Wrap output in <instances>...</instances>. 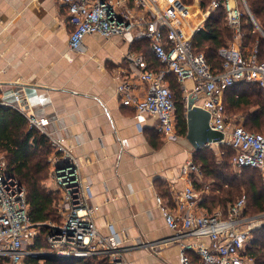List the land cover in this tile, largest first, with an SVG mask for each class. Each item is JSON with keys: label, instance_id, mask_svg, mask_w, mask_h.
<instances>
[{"label": "built area", "instance_id": "built-area-1", "mask_svg": "<svg viewBox=\"0 0 264 264\" xmlns=\"http://www.w3.org/2000/svg\"><path fill=\"white\" fill-rule=\"evenodd\" d=\"M59 1L69 12L71 50H79L85 37L94 33L105 39L121 36L130 42L148 40L149 53L157 66L148 61L143 51L128 54L134 76L143 85V96L133 93L131 79H124L118 86L122 103L136 108L139 124L146 115H155L164 138L176 140V101L168 78L173 75L182 84L193 79L196 85L185 98L186 107L190 95L202 93L204 100H196V104L210 112L211 127L223 132L218 144L233 149L232 164L257 168L264 178V129H247L236 115L225 110L223 102L226 88L239 81L258 82L264 92V59L259 56L257 44L250 48L244 45V11L239 0H211L207 11L199 7V12L185 0ZM243 2L255 20L246 0ZM220 6L233 36L218 50L221 67L213 68L206 55L196 48L194 37L204 27L210 10ZM184 90L187 91L185 85ZM15 108L27 116L30 126L46 134L53 146L49 155L50 178L52 191L58 195L54 201L58 218L32 221L27 190L0 154V264H40L52 256L130 264L121 237L115 232L106 236L96 225L98 206L92 202V188L83 178L81 161L62 138L51 135L47 118L29 116L24 107ZM183 170L188 174L194 172L198 178L203 176L192 160ZM209 187L205 182L203 189ZM199 197L200 191L188 179L176 199V209L165 204L161 196L156 198L166 224L175 231L163 241L180 244L181 264H256L248 247L253 231L264 225V213L248 214L245 195L231 201L225 212L195 213Z\"/></svg>", "mask_w": 264, "mask_h": 264}, {"label": "crops", "instance_id": "crops-1", "mask_svg": "<svg viewBox=\"0 0 264 264\" xmlns=\"http://www.w3.org/2000/svg\"><path fill=\"white\" fill-rule=\"evenodd\" d=\"M70 29L68 9L59 0H0L1 105L24 107L27 115L49 120L51 135L62 138L81 161L98 206L97 227L106 236L115 232L121 237L130 264H181L180 244L163 241L175 231L166 224L156 198L176 209V199L191 179L200 191L193 212L210 213L216 198L213 178L205 172L201 178L184 172L189 160L201 163L186 134L165 139L157 116L146 115L139 124L136 108L122 103L118 86L124 79H131L135 95L144 93L128 54L143 51L157 66L149 49L121 36L105 39L94 33L74 51ZM251 44L244 42L246 48ZM22 84L34 86L31 97L18 99L15 90ZM195 85L193 79L172 82L185 107ZM194 95L198 103L204 100L202 93ZM205 182L209 189H203Z\"/></svg>", "mask_w": 264, "mask_h": 264}, {"label": "trees", "instance_id": "trees-1", "mask_svg": "<svg viewBox=\"0 0 264 264\" xmlns=\"http://www.w3.org/2000/svg\"><path fill=\"white\" fill-rule=\"evenodd\" d=\"M209 3L210 0L207 8H209ZM248 3L255 14L264 12V0H248ZM222 18H224L225 23L222 22ZM250 19L244 13L242 19L244 42L246 45H250L251 43H255L256 37H259L260 42L257 43L259 56L261 59H264V37L258 34L256 26L253 25ZM259 23L264 29V21L262 23L259 21ZM231 32L232 29L226 21L225 10L223 6H220L219 8L210 10L204 27L196 33L194 37L195 46L206 55L213 68L221 67L222 60L218 50L231 39ZM137 45L141 49H144V47H147V50L149 49L147 39L138 41ZM173 79L177 80L173 75L168 78L170 86L174 82ZM172 90L176 101L177 130L178 133L186 134L187 118L185 102L181 94H176L175 90ZM223 102L225 110L228 113H233L229 107H235L240 111L245 109L243 112L246 113L242 118V123L247 129L256 132L264 129H260L262 120L264 119V92L258 82L247 80L236 82L224 91ZM250 107L256 108L250 110ZM239 115L241 117L243 113ZM205 149L204 147L197 149L199 151L197 156L201 160V163L195 162L203 173L213 175L212 188L213 192L217 193V199L213 198L212 203H215L216 200L218 202L235 201L237 198L233 200L231 196L235 188L238 190L239 185H235L234 183L245 179L244 175L248 173L250 175H248L250 178L248 183L253 193L252 205L256 213L264 211V181L260 185L256 178L257 171L263 177L261 170L252 167L240 168L241 173L225 170L224 168L228 169V166L232 165V157L234 155L233 149L225 144H221L222 156H220L224 158V161L217 162L218 160H215L218 168H214L213 159L210 158L209 160L208 157H205ZM53 150L49 137L39 129L30 126L25 114L15 107L0 104V154H2L8 164L10 171L25 186L30 206V216L32 221L36 223L58 218V213L54 206L57 193L47 190L43 184L44 179L48 177L50 165L48 157ZM245 170H248V172H243ZM250 212L251 210L247 206V213ZM248 250L255 256L256 264H264V225L253 231ZM33 261L37 262L36 259H33ZM45 262V264H109L106 259L54 256L47 258Z\"/></svg>", "mask_w": 264, "mask_h": 264}, {"label": "rangeland", "instance_id": "rangeland-1", "mask_svg": "<svg viewBox=\"0 0 264 264\" xmlns=\"http://www.w3.org/2000/svg\"><path fill=\"white\" fill-rule=\"evenodd\" d=\"M187 1V0H186ZM211 1V0H210ZM188 3H190L191 5H195V9H197V11L199 12V6L202 8V10L203 11H207V4H208V2H209V0H188L187 1ZM239 2H240V5H241V7H242V9H243V11H244V13H245V16L247 15L249 18H251L250 17V15H249V13H248V8H247V6L244 4V2H243V0H239ZM246 2H247V5H248V7H249V10L252 12V14H253V16H254V19L255 20H252V18L250 19L251 21H252V23H253V25L254 26H256V30L259 32L258 34H260L261 36H263L264 37V33H262V31H260V29L257 27V25H256V23H258V25H260V23H259V21L262 23L263 21H264V19H262V18H264V12L263 13H261V14H255L253 11H252V9H251V7L249 6V3H248V0H246ZM199 15H200V13H199ZM257 17H258V19H259V21H258V19H257ZM222 22H224L225 23V21H224V18H222ZM260 27H261V25H260ZM262 28V27H261ZM263 29V28H262ZM263 31H264V29H263ZM232 36H233V33L231 32V38H232ZM254 42H256V43H259L260 42V40H259V37H256V39L254 40ZM264 42V41H263ZM226 43H228V42H226ZM253 44V43H252ZM251 44V45H252ZM216 58V57H215ZM254 108H256V107H250V110L252 109H254ZM229 109L230 110H232L233 111V114L234 115H236L237 117H239L240 115L239 114H241V113H243V116H241L242 118L244 117V115H245V113L246 112H243L245 109H243V110H238V109H236L235 107H232V108H230L229 107ZM239 115V116H238ZM264 128V119L262 120V123H261V128L260 129H263ZM216 145H213V144H211V145H213V146H215L216 148H211L212 146H210V145H208L207 146V148L205 149V154H207V155H209L210 156V158L211 159H213L212 161H213V167L214 168H218V166H217V164L215 163V160H218L217 162H223L224 161V158H222V157H220V156H222V150H221V145H219V144H217V143H215ZM220 148V150L218 151V149ZM217 151H218V153H217ZM218 154V155H217ZM220 154V155H219ZM222 159V160H221ZM221 160V161H220ZM229 164H230V162H229ZM225 170H227V171H232V172H240L241 173V170H240V168H238V167H235L233 164L231 165H229L228 166V169L227 168H224ZM243 172H248V170H245V171H243ZM242 172V173H243ZM256 178H257V180L259 181V184L260 185H262L263 183V181H264V178L262 177V175H261V173L260 172H256ZM208 175H211V174H208ZM249 174L248 173H246V175H244V178L245 179H242L240 182H236V183H234L235 185L237 184V185H239V187H238V190H236V188H235V191L232 193V199L234 200V199H236V198H238V197H240V196H243V195H245L246 196V202H247V206L249 207V209L251 210V212L250 213H248V214H257V213H259V212H263L264 213V211H259V212H257L256 213V211H255V208L253 207V205H252V203H253V196H252V191L250 190V185H249V183H248V181L250 180V178H249V176H248ZM211 177L213 178V175H211ZM214 180V179H213ZM245 183V184H244ZM43 184H44V187H46V189L47 190H52V181H51V178H50V175H49V171H48V177H46L45 179H44V181H43ZM229 188V187H228ZM237 191V192H236ZM217 193H215V195H214V197H216V199H217V195H216ZM58 196V195H57ZM228 199V198H227ZM230 199V198H229ZM228 201V200H227ZM227 201L226 202H218V200H216V202L215 203H212V201H211V204H210V212H214V211H217V210H220V211H222V212H225L226 211V203H227ZM252 211H254V212H252ZM264 224V223H263ZM46 262L44 261L43 263H40V264H45Z\"/></svg>", "mask_w": 264, "mask_h": 264}, {"label": "water", "instance_id": "water-1", "mask_svg": "<svg viewBox=\"0 0 264 264\" xmlns=\"http://www.w3.org/2000/svg\"><path fill=\"white\" fill-rule=\"evenodd\" d=\"M257 27L264 33L260 25L257 24ZM33 87L29 84L19 85L15 90L18 99H23V94L31 97L34 94ZM186 118V138L193 148L200 149L209 144L219 143L223 139V132L213 129L210 125V112L202 106L197 105L196 97L193 95H190L187 100Z\"/></svg>", "mask_w": 264, "mask_h": 264}]
</instances>
